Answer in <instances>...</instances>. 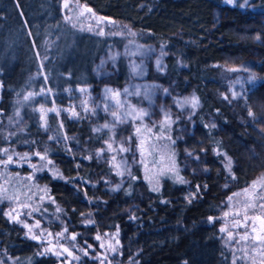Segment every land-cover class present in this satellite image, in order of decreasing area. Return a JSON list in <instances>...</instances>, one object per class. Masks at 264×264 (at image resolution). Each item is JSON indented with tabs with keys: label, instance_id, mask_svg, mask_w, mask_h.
<instances>
[{
	"label": "trees",
	"instance_id": "obj_1",
	"mask_svg": "<svg viewBox=\"0 0 264 264\" xmlns=\"http://www.w3.org/2000/svg\"><path fill=\"white\" fill-rule=\"evenodd\" d=\"M134 1L86 2L105 18L131 24L135 28V36L140 40L160 43L165 47L169 76L177 79L179 85L185 82L200 101L199 112L195 116L197 131L188 144L202 152V165L208 170L204 177L206 193L190 199L191 202L184 197L180 198L183 184L177 183L174 174L165 168L172 162L169 157L173 150L168 148L163 158L157 157L156 153L148 155L152 156L148 160L154 167L148 175L154 171L152 188L157 190H150V197L138 205L134 218H129L124 208L116 205L99 215L95 223L82 224L76 213L89 210L86 199L90 193L84 183L88 168L79 171L73 157L67 159L60 151L48 147L45 150L47 155L58 158L61 163L60 168L55 169L63 179H53L49 172L43 179L44 183L37 184V191L35 188L28 189L30 191L27 192L28 185L21 186L22 197L27 195L37 202L36 205H40L37 198L45 195L46 206H56L52 203L55 201L60 205L58 208H62L69 216L71 227L64 232L62 242L69 241L76 250L71 251L72 257L61 252L66 255L60 257L65 264H233L240 254L225 248L221 241L226 236V231L221 233L219 229L227 228V225L218 208L221 197L215 185L225 176L230 177L233 184H245L249 181L250 173L264 167V21L251 22L245 16L227 9L217 26L210 28V10L220 0H189L184 4L161 1L149 16L142 18L143 25H138L133 16ZM250 1L256 7H264V0ZM61 2L62 0H0V109L8 111L13 104V93L24 96L34 83L57 90L54 93L55 100L67 85L74 86L78 82L93 84L91 67L94 60L116 39L108 40L104 35H96L92 29L80 28V17H76L78 25L76 22L72 26L68 25L61 17ZM167 26L185 28L198 36L203 47L184 45L166 35L164 29ZM48 43L51 44V52L46 50ZM22 45L26 54L20 58L18 50ZM46 51L51 56L42 64L39 56L40 53H47ZM251 51L257 58L259 80L252 85L245 98L247 109L253 111L255 119L250 117L243 123L244 120H238L214 99L208 89L213 77L212 69L206 66V62L236 60ZM124 69V64L120 61L117 74L112 78L118 86L125 77ZM54 71L55 78H52L51 72ZM203 112L214 116L218 129L209 127L202 120ZM34 127L31 120L24 124L23 129L32 134ZM69 129H76L75 133L81 138L87 137L93 142L105 143L104 132H92L84 120H80L77 125L69 121ZM152 140L154 141V137ZM24 142L22 132H14L8 140L12 147L18 149L23 148ZM225 155L233 158L231 171L227 167L228 161L222 157ZM173 158L177 165L178 157L174 155ZM223 158L226 162L222 161L221 164ZM21 171L26 172L27 169L23 167ZM131 173L140 177L139 166L134 167ZM179 176L185 178L181 172ZM16 177L17 175L14 176L17 184L19 182ZM194 177L197 180V176ZM130 178L118 193L119 198L132 192L137 179ZM45 186L48 188L46 194L40 191ZM107 201L111 204L113 200L108 198ZM4 211V205H0V254L11 256L14 264H44L53 261V255H49L51 251L48 252V259L40 255L44 249L33 239L24 237L23 225L10 222ZM26 217L28 220L33 219L27 214ZM209 217L213 218V222H209ZM258 223L256 221L255 225ZM250 224L252 221H249ZM41 227L46 232L43 238L54 242L61 239L57 235V227H48L42 223ZM48 232L52 233L51 237ZM98 234L102 240L96 239ZM71 235H76L77 239L72 241ZM89 244L92 245L91 249L88 248ZM113 247L116 251H112ZM84 251H88L89 255L84 256ZM77 256L79 259L73 258ZM236 264H264V260L246 262L243 257L236 260Z\"/></svg>",
	"mask_w": 264,
	"mask_h": 264
},
{
	"label": "rangeland",
	"instance_id": "obj_2",
	"mask_svg": "<svg viewBox=\"0 0 264 264\" xmlns=\"http://www.w3.org/2000/svg\"><path fill=\"white\" fill-rule=\"evenodd\" d=\"M86 1L91 3L92 0H62L60 4L62 19H64L68 25L72 26L76 21H79L76 20V17H80V28L92 29L96 35H100L99 30L102 28L104 30L103 35L106 39H116V41L110 43L94 60L91 67L94 79L93 84L78 82V84H75L74 86L67 85L61 92V96L56 100L54 93L58 91L47 87H45L46 90L51 89V94L48 95L47 99L42 95H35L34 99L28 101L24 100V97L29 93H39L40 89L44 88L42 84H32L24 96H19L17 93H13L11 96L13 100L12 107L8 111L0 109V150L7 148L9 149L10 154L13 152L20 155L28 153L32 157L31 162L39 165L42 162L32 154L35 152H41L43 154L46 152L45 150L50 147L54 151H60L67 159L73 157L76 167L79 164V167H77L79 171L82 172L88 168L85 181L88 182L86 188L87 192L90 193L86 199L89 203V210H83L76 213L82 224L95 223L99 215H102L105 210L115 208L116 205L124 208L125 212L128 213V217L133 218L138 205L143 200L150 197L149 192L150 190L152 191V183L155 181V175L154 171L148 175L151 168H154L150 165L148 160V158H152V156L148 157V154H146L144 158V162L148 165L147 168L139 163L141 158L139 152L136 150L138 137L134 135L135 128L133 127V120L127 116L126 109H129V106H131L132 108L143 109L146 111L148 115L143 117L144 124L151 127L152 124L155 123L157 127L153 128V132L159 131L158 126L160 122L163 121L165 113L167 112L170 113L172 119L175 121V123L172 124L171 129L167 132V135H170L172 140H175V143L173 144L171 140L167 139H156L155 136H153L154 141L152 140V145L156 146V150L153 153H156L157 157L163 158L169 148L171 151L173 150L172 152L174 155L178 157L176 167L179 169V172L184 174V180L186 181V183H183L180 198L184 197V199L190 200L193 197L202 196L207 191L204 177H206L205 175H207L208 170L206 166L202 165V152H199L196 147L188 144L189 139L194 137L197 131L198 122L195 121V116L199 112L200 101L198 100L199 106L194 110V114L190 104L186 105L184 108L179 107V102L186 98L191 100L195 95L185 82L182 85H179L177 79L169 76L166 66V56L168 53L165 47L160 43L146 42L142 39L140 40L135 35H131L134 33L135 29L131 24L110 17H107V19L101 16V14L93 9ZM95 1L96 0H94V2ZM161 1L170 3L173 1L175 3L184 4L189 0H135L133 16L138 25H143L142 18L149 16L151 10L159 7V2ZM242 2L243 0H237V3ZM163 3L165 2H162V4ZM65 4L68 5L67 8L65 7ZM87 9H91V12H88ZM227 9L245 16L251 22L264 21V7L262 6L256 7L254 3L250 1V6L240 8L226 5L224 0H220L219 4L212 7L210 10V28L217 26L223 15H225ZM164 31H166V35L173 39L175 38L184 45L187 44L188 46L193 47H203L198 36L193 35L185 28H173L172 26H167ZM148 49L151 50L148 51ZM46 50L51 52L52 47L50 43L46 45ZM18 54L20 58L26 54L23 51V45L20 50H18ZM50 56L51 54L49 55L48 52L44 54L40 53L39 60L44 64ZM113 56H115V60L111 59ZM158 60L160 61L159 65L157 64ZM120 61L124 64L125 77L122 84L118 86L112 81V78L117 74V65H119ZM257 63V58L253 51L242 54V56L236 60L228 61L226 59H219L206 62V66L212 69L213 77L212 80L209 81L210 84L208 89H210L214 99H216L220 106L222 105L228 110L231 115L233 114L238 118V120H244L243 123L247 122L250 118L248 116L245 95L252 88V85L259 80ZM134 65L136 66L135 70ZM141 68L143 69L142 72L139 71ZM233 68L237 69V71H231ZM137 72H139V74H137ZM53 73H55V71L51 72V77L55 78ZM252 73L255 74L256 80L249 84L248 78ZM237 81H239V83H237ZM81 87H87L88 93L82 95L78 91ZM106 88L111 89L112 92L118 91L120 93L119 100L124 107L119 109L116 107L112 92L108 93L106 98ZM67 89H71L72 92L69 93ZM125 89H128V93H125ZM165 89H167V92H165ZM233 92L240 93V95L234 99L232 95ZM1 94L2 87L0 83V102L2 100ZM86 97L89 100L90 108L94 107V105H99V107L95 108L94 113H86L80 106L81 101ZM225 97H227V99ZM53 99L55 100L56 106L61 109H70L72 106H75L76 111L81 114L82 118L72 119L70 118L69 112L63 111L60 113L59 117H57L55 113H48V130L40 127L41 121L39 119L40 113L38 110L41 106L45 108L52 107ZM105 104L111 106L110 111H105ZM112 111L123 114L128 119V122L116 124L111 130L109 128H104L105 124L109 122L114 123V117L111 114ZM189 115H191V118H189ZM201 118L209 127H212L214 124L215 127L212 128L218 129L219 126L212 114L203 112ZM31 120L34 122L35 126L32 128L33 130L35 129L32 134H30V131L27 130V132L23 129L24 124ZM80 120H84L88 123L92 132L94 129H99L96 133L104 132L103 136L105 137V143L101 141V143L99 141L93 142L87 137L81 138L78 136V133H75L76 129H69V121H71L73 125H77ZM61 122H63V128L60 127ZM135 123L139 125L140 121L136 120ZM14 132H22L25 136L26 142H24L22 149L14 148L8 143L9 137L11 138ZM50 135H54L52 140L48 139ZM142 135L145 137L148 136L147 132L143 130ZM56 137L59 138V142H57ZM65 137H67V139H65ZM110 138L114 149L118 148L122 143H124L125 146H128L129 143L131 144L132 151L123 154V156L118 154L117 160L126 158L130 165L131 172L136 166H139L141 170V175L140 177H137V181L134 183L131 190L132 192L124 198H119L118 193L130 176L125 175L121 177L116 175L115 168L110 166L109 161L114 154L107 150V143ZM129 138H131V140H129ZM20 141L22 142L21 139ZM69 149H71V151H69ZM99 150L104 151L102 156L97 158L96 153ZM189 152L193 153V155L189 156ZM133 155L135 156L136 162H133ZM89 156H91V159H88ZM225 156L222 157L225 158ZM48 157L53 160L54 167L60 168L61 163L58 158H55L50 154H48ZM224 158L221 159V164L222 161L226 162ZM0 159H6V156H0ZM228 159L231 160V164L234 163L232 157H228ZM228 159L226 160L228 161ZM23 167L27 169L26 172L21 171ZM170 167L171 164H169L168 168L165 167L167 169L166 171H169ZM32 171L33 169L28 167L27 164H24L22 167H17L16 164L13 163L12 165H9L7 169L0 164V195L2 192L4 193L5 189H7V196L9 197V199L0 200V205H4L5 207L4 213L9 212L13 207H17L19 212L24 213L20 216L22 222H26L32 226L38 219L40 223L45 226L57 227V234L64 232L65 228L68 229L71 227V221L62 208H59L61 211L57 212V208L60 206L58 203L55 202L56 206H50V208L49 206H46L44 202L40 205H36L37 202L34 199H30L27 195L22 197L21 186L28 185L27 190H33L36 188L37 191V184L44 183V177L46 178L50 172L47 169L37 172L34 180L28 181L26 177L30 175ZM16 175V179L20 184H16L15 182L14 176ZM194 175L197 176V180H195ZM199 178L200 183H198ZM150 180L152 183L149 182ZM105 181H108V183H105ZM45 184L47 185V183ZM117 184L122 185L120 190L112 191L111 189ZM92 185L95 186L93 187ZM197 186H199V192L197 191ZM215 189L218 194H220L221 198L218 202V208L223 219H225V224L227 225L226 236L224 235L221 240L225 248H229L237 254H240V256L244 257L246 262L264 260V245H260L253 240H249L246 247L243 245V242L241 245L235 243V239H238L239 234H243L246 229L238 228L233 223L234 219L242 220L244 203L254 201L256 204H259L264 202L253 195V193H258L259 196H264V167L257 170L255 173H250L249 181L245 184H233L231 178L225 176L223 179L217 181ZM245 189H249V192L245 193ZM235 193H241V195L236 197L234 195ZM17 196L19 197V202L31 203L33 206L39 207L41 211L33 213V219L28 220L25 212H29L30 209L19 208L18 202L13 199ZM229 196H233L231 202L228 201ZM108 198L113 200L111 201V204L107 201ZM229 204H231L233 212L237 209L241 210L240 217H235L234 215H230L228 218L224 217L223 213L224 211L229 210ZM13 214L15 215V213ZM250 214L264 215V209L256 208L250 210ZM5 217L10 222L17 223L11 221L6 215ZM86 221L90 222L86 223ZM20 224L23 225V223ZM252 227L253 225L250 224L247 228V232L250 236L255 235V233L252 232ZM254 227L257 232H260L261 225L259 223L258 225H254ZM23 228V236L29 238L28 229L25 227ZM229 231L233 232L235 237L232 241H229L228 239ZM41 232L44 234L46 233L44 227L32 229V234L34 235H40ZM34 241L42 249L51 248L49 255H53V261H47L44 264H65L60 259V257L65 255L61 253L63 252L62 249L67 247L69 251L76 250V248L71 247L69 241L62 242V238L58 242L51 241V243H49L50 240L43 237H41L39 242L37 240ZM254 243H256L255 249L252 247ZM58 252L59 254H54ZM42 256H45L44 258L46 259L49 258L48 253ZM66 259L69 260L67 257ZM0 264H14V261L11 256L0 254ZM98 264L103 263L99 262Z\"/></svg>",
	"mask_w": 264,
	"mask_h": 264
},
{
	"label": "snow or ice",
	"instance_id": "obj_3",
	"mask_svg": "<svg viewBox=\"0 0 264 264\" xmlns=\"http://www.w3.org/2000/svg\"><path fill=\"white\" fill-rule=\"evenodd\" d=\"M224 3L226 5H232L233 7H240V8H245V7L250 6V0H243L242 3H237V0H224ZM65 7L67 8L68 5L65 4ZM87 11L91 12V9H87ZM99 34L100 35L104 34V30L102 28L99 30ZM131 35L134 36L135 34L132 33ZM150 50L151 49H148V51H150ZM111 59L115 60V56L111 57ZM157 64L158 65L160 64L159 60L157 61ZM135 68H136V66L134 65V70H135ZM139 71L142 72L143 69L141 68ZM231 71L235 72V71H237V69L233 68V69H231ZM137 74H139V72H137ZM45 79L47 80V77H45ZM255 80H256L255 74L252 73L248 78V83L251 84ZM237 83H239V81H237ZM67 91H69V93L72 92L71 89H67ZM78 91L82 95H84V94L88 93V88L87 87H81L78 89ZM124 91H125V93H128V89H125ZM110 92H112L111 89H108V88L105 89L106 98H107V94ZM165 92H167V89H165ZM50 94H51V89L46 90L45 88H41L39 93H36V94L29 93L27 96L24 97V100L28 101L30 99H34L35 95H42L45 97V99H47L48 95H50ZM112 95H113V98L115 99L116 107L118 109L124 107L122 102L119 100L120 93L118 91L112 92ZM232 95H233V98L235 99L240 95V93L233 92ZM225 98L227 99V97H225ZM189 104L191 105V107L193 109V114H194V110L199 106V102L195 96H193L191 98V100H188L186 98L183 101L179 102V107L184 108L186 105H189ZM80 106L83 108V111L86 113H94L95 108L99 107V105L97 104V105H94V107L90 108L89 107V100L87 97L81 101ZM110 107H111L110 105L105 104V111H110ZM129 109H126L127 116L133 120V127L135 128L134 135H136L138 137V140L136 142V150L139 152V155L141 158L139 163L143 164L144 167L147 168L148 165L144 162V158H145L146 154L151 155L156 150V146L152 145V137L155 136L156 139L171 140L172 143L174 144L175 140H172V137L170 135H167V132L171 129L172 124L175 123V121L172 119L170 113L166 112L163 121H161L159 126H158L159 131L153 132V128H156L157 125L155 123H153L151 127H148L144 124L143 117L148 115V113L146 111H144L143 109H135V108H132L131 106H129ZM38 111L40 113V116H39V119L41 121L40 127L45 128L46 130H48V124H47L48 113H55V115L57 117H59L60 113L63 111V112H69L70 118H72V119L82 118L81 114L78 111H76L75 106H72L70 109L69 108L61 109V108L56 106L54 99H53L52 107L45 108V107L41 106V108ZM111 114L114 117V123L109 122V123L104 125V128H109L111 130L112 128L115 127L116 124L128 122V119L123 114H120L116 111H112ZM248 116L255 119L254 113L251 109L248 110ZM189 118H191V115H189ZM136 120L140 121L139 125H137L135 123ZM60 127L63 128V122H61ZM212 127H215V125L213 124ZM142 130L148 133L147 137L142 135ZM94 131H99V129H94ZM53 138H54V135H50L48 137L49 140H52ZM56 139H57V142H59V138L56 137ZM65 139H67V137H65ZM129 140H131V138H129ZM107 150L114 153L111 156V160L109 161V163H110L111 167L115 168L116 175H119L121 177L128 175L131 177L132 180L137 179L136 176L132 175L131 170H130V165H129L128 160L126 158H122L120 160H117L118 154L123 156V154L129 153L132 151V147H131L130 143L128 144V146H125V144L122 143L119 145L118 148L114 149L113 143H112L111 138H110L109 142L107 143ZM69 151H71V149H69ZM103 151L104 150L97 151V153H96L97 158L102 156ZM217 154L221 155L222 153H217ZM32 155L37 157L38 160L41 161L42 163H40L39 165L32 163L31 162L32 157L28 153H24L23 155H20V154H16L13 152L10 154L9 149L5 148V149L0 150V156H6V159H0V164H2L5 169H7V167L9 165H12L13 163H15L17 167H22L24 164H27L28 167L33 169L32 173L26 177V179L28 181H33L37 172H41V171H44L46 169L48 171H50L53 179H57V178L63 179V177L59 175L58 170L55 169V167L53 166V160L48 157L47 152H45L43 154L41 152H35ZM188 155L192 156L193 153L189 152ZM173 157H174V153L172 154V156L169 157V159L172 161L169 171L174 174V179L176 180L177 183H181V184L186 183V181L181 176H179V169L176 167L175 160ZM88 159H91V156H89ZM225 159H228V157L225 156ZM133 162H136L134 155H133ZM231 163H232L231 160L228 159L227 167L229 168V171H231ZM77 167H79V164L77 165ZM149 182L152 183L151 180ZM84 183L87 184L88 182L85 181ZM105 183H108V181H105ZM157 183H158V181H157ZM92 186L94 187L95 185H92ZM121 186H122L121 184H117L111 190L112 191H119ZM152 190L156 191L157 189L155 187H153ZM40 191L44 192L46 194L48 192L47 186L40 189ZM197 191L199 192V186H197ZM244 192L248 193L249 189H245ZM85 195H86V193H85ZM234 195L236 197H239L241 195V193H235ZM253 195L258 197L259 200L264 201V196H259L258 193H253ZM3 199H9V197L7 196V189L4 190L3 195H0V200H3ZM13 199L16 202H18L19 208L30 209V211L28 213H26L29 216V218H32V213H37V212L41 211V209L39 207L33 206L31 203L19 202L18 196L14 197ZM37 199L39 202L43 203L45 201V195H40ZM48 199L51 200V197H48ZM232 200H233V196H229L228 201L231 202ZM189 202H191V200ZM52 203H55V201H52ZM256 208L264 209V202L256 204L253 201V202H246L243 204V218H242V220L241 219H234L233 223L238 228L246 229V231L243 234H239L238 239H235L233 232L229 231L228 232L229 241H232L235 239V243L237 245H241L243 242V245L245 247L247 246V242L249 240H253L260 245H264V215H251L250 214V210H254ZM60 211H61V209L57 208V212H60ZM13 213H15V215ZM22 214H24V213L19 212L17 210V207H13V208H11V210L9 212L4 213V215H6L11 221H14L17 223H23V227L28 229L29 238L33 239V240H37L39 242L44 233L41 232L40 235H34V234H32V229L33 228H40L41 227L40 221L37 219L35 224L30 226L28 223L22 222L20 220V216ZM223 215L225 218H228L230 215H234L235 217H240L241 216V210L237 209L233 212L232 206H231V204H229V210L224 211ZM249 221H252V225H253L252 232L255 233L254 236H250L247 232V228L249 226ZM256 221H259V223L261 225L260 232H257L256 228L254 227ZM89 222L90 221H86V223H89ZM209 222L210 223L213 222L212 217H209ZM219 231L221 233H224L226 231V228L221 227L219 229ZM64 232H67V228L64 229ZM64 232L58 233L57 234L58 237L63 238ZM105 235H107V234H105ZM118 235H119V229L117 228L116 236L118 237ZM48 236L51 237L52 233L48 232ZM70 239L72 241H75L77 239V237H76V235H71ZM96 239L102 240V237L98 234L96 236ZM49 243H51V241H49ZM116 243L119 244L118 239H116ZM256 243H254L252 245L253 249H255ZM101 247L102 248L104 247L103 242L101 243ZM88 248L91 249L92 245L89 244ZM62 250H63V252H66L69 257L73 256V253L71 251H69V249L67 247H64ZM49 251H51V248H45L44 252L39 253V254L40 255H46ZM112 251H116V249L113 247ZM54 254H59V253H54ZM83 254H84V256H88L89 252L84 251ZM73 258L79 259L78 256L73 257ZM240 259H243V257L236 256L235 260L233 261V264H236V260H240Z\"/></svg>",
	"mask_w": 264,
	"mask_h": 264
}]
</instances>
